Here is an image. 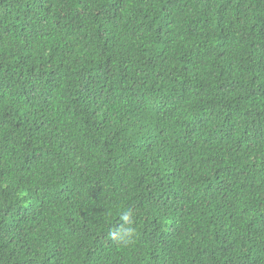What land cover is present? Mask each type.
<instances>
[{
    "label": "trees",
    "instance_id": "trees-1",
    "mask_svg": "<svg viewBox=\"0 0 264 264\" xmlns=\"http://www.w3.org/2000/svg\"><path fill=\"white\" fill-rule=\"evenodd\" d=\"M0 264H264V0H0Z\"/></svg>",
    "mask_w": 264,
    "mask_h": 264
}]
</instances>
